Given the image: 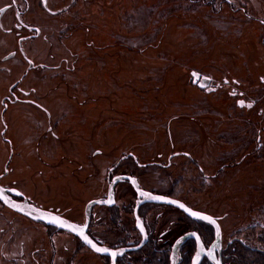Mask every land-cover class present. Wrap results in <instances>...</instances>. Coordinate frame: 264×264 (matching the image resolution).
<instances>
[{
    "label": "rangeland",
    "instance_id": "rangeland-1",
    "mask_svg": "<svg viewBox=\"0 0 264 264\" xmlns=\"http://www.w3.org/2000/svg\"><path fill=\"white\" fill-rule=\"evenodd\" d=\"M50 4L62 12L49 17L39 56L60 68L34 83L56 136L46 132L40 111L20 106L4 183L15 181L34 202L80 221L87 199L105 196L107 171L122 155L165 163L184 151L191 160L177 156L158 169L128 159L115 172L137 174L147 189L174 190L192 207L225 216L227 234L262 232L264 0ZM192 69L209 76L214 90L193 85ZM239 99L251 107L238 106ZM1 152L5 160V145ZM129 192L119 186L116 203Z\"/></svg>",
    "mask_w": 264,
    "mask_h": 264
},
{
    "label": "flooded vegetation",
    "instance_id": "flooded-vegetation-1",
    "mask_svg": "<svg viewBox=\"0 0 264 264\" xmlns=\"http://www.w3.org/2000/svg\"><path fill=\"white\" fill-rule=\"evenodd\" d=\"M61 12L52 9L50 0H0V264H87L88 260H92L91 264H192L199 249L205 250V253L197 259V264H214L206 253L211 248L219 264H229L230 249L233 252L241 248L257 250L248 240L245 229L243 232L238 230V233L225 232L222 223L225 216L192 207L177 197L174 190L158 192L147 189L140 184L137 174L115 172L120 162L128 159L140 168L156 166L158 169L168 167L171 159L177 156L191 160L184 151L168 155L165 163L158 160L140 163L131 152L122 155L107 171L105 196L87 199L80 221L70 218L59 207L42 206L34 202L15 181L4 183L12 169L15 144L10 134L14 125L12 121L17 119L20 106L40 111L46 119V132L56 136L49 106L36 97L34 78H38L42 72L59 71L60 64L51 65L46 59L41 61L39 53L40 43L49 42L48 35L44 33L46 27L50 26L49 17ZM69 28L71 30V23ZM70 30L63 33L65 38L73 35ZM192 72L197 73V76ZM190 75L191 82L198 89L205 92L214 90L209 76L193 69ZM206 77L209 78L208 83L202 79ZM198 82H203L205 86H198ZM240 101L243 100L236 102L238 106H241ZM243 102L247 108L252 105ZM31 118L34 119L32 115ZM255 140V148L258 149L259 137ZM4 145L7 156L2 160L1 149L3 151ZM161 157L158 155V158ZM125 175L133 177L140 189L181 201L191 209L212 217L217 226L209 220L191 217L177 206L143 200V195H138L129 180L123 177L113 185L112 203L106 204L110 182L113 178ZM122 185L128 186L129 199L117 204L116 200L121 197L116 194V189ZM23 205H29L37 211L25 213L17 208ZM95 207L97 211H93ZM39 214H46V220L41 219ZM61 218L79 226L78 231L82 230L83 235L97 247L109 251L97 252L86 244L80 232L78 235L55 224ZM111 252H117V255L113 257ZM86 255H91V258Z\"/></svg>",
    "mask_w": 264,
    "mask_h": 264
},
{
    "label": "water",
    "instance_id": "water-1",
    "mask_svg": "<svg viewBox=\"0 0 264 264\" xmlns=\"http://www.w3.org/2000/svg\"><path fill=\"white\" fill-rule=\"evenodd\" d=\"M192 74H194V72H192ZM196 75L194 76H197V73H195ZM203 80L206 79V82L208 83L209 82V78H202ZM198 86L200 87H204L205 84L203 82H198ZM127 178L129 180V182L131 183V185L133 186L134 190L136 191V193L138 195L142 194L143 195V200H147V201H155V202H161V203H168V204H171V205H174V206H177L178 208L182 209L183 211H185V209H188V211H185L189 216L191 217H197V216H193L191 213L192 212H197V213H200L201 216H206V214L204 213H201L199 211H196V210H193L191 209L190 207L186 206L185 204H183L181 201H178V200H174V199H170V198H167L165 196H162L160 194H155V193H152L150 191H146V190H143V189H140L136 180L133 178V177H130V176H119L117 177L116 179L113 178L112 181L110 182L109 184V187H108V198L107 200H105V203L110 205L112 203V195H113V185L114 183L119 179V178ZM152 197H163V199H153ZM93 202H98L97 200H92ZM170 201H177L178 203L174 204V203H170ZM179 204H183L184 205V208H181L179 207ZM18 209H20L21 211H24L25 213H35V211H37L35 208L29 206V205H23V206H19L17 207ZM47 214V213H46ZM46 214H39V217L41 219H44L46 220ZM86 215H87V211H86ZM209 217V216H208ZM212 218V217H211ZM55 224H57L58 226H61V227H65L69 230H72V228H75L76 231H73L74 233H79L80 231H78V227L79 226H75L74 224H72L71 222L67 221V220H64L61 218V221H56ZM216 225V223H214ZM217 226V225H216ZM218 233V230H217V227H216V235ZM79 235V234H78ZM85 241V240H84ZM89 247H91L92 249H94L91 245H89L88 243H86ZM202 253H205V250L203 249H199L195 256L193 257V260H192V264H197V259L200 257V255ZM206 253L209 255L211 261L214 263V264H219V262L217 260L214 259V253H212V248L207 250ZM172 264H174L172 262Z\"/></svg>",
    "mask_w": 264,
    "mask_h": 264
},
{
    "label": "trees",
    "instance_id": "trees-1",
    "mask_svg": "<svg viewBox=\"0 0 264 264\" xmlns=\"http://www.w3.org/2000/svg\"><path fill=\"white\" fill-rule=\"evenodd\" d=\"M261 209V218L264 220V202L258 205ZM260 220V219H259ZM259 232L255 229H250V234L247 236L248 240L252 242L258 249H237L233 252L231 249L229 264H264V224L260 226ZM249 230H244L247 233Z\"/></svg>",
    "mask_w": 264,
    "mask_h": 264
},
{
    "label": "snow or ice",
    "instance_id": "snow-or-ice-1",
    "mask_svg": "<svg viewBox=\"0 0 264 264\" xmlns=\"http://www.w3.org/2000/svg\"><path fill=\"white\" fill-rule=\"evenodd\" d=\"M193 75H196L195 73ZM241 104V106H244V102L243 101H240L239 102ZM248 107H251V105H248ZM153 199H163V197H152ZM170 203H178L177 201H170ZM179 207L181 208H184V205L183 204H179ZM185 211H188V209H185ZM193 216H197L201 219H205V220H209L210 222L212 223H215V221H212L211 217H208V216H201L200 213H197V212H192L191 213ZM54 219H58V218H54ZM73 231H76L75 228H72ZM142 230V229H141ZM80 235L82 236V238L85 240L86 243H88L89 245H91L95 251L97 252H108L109 250L107 248H100V247H97L93 241L89 240L87 236L83 235V231L81 230L80 231ZM194 235V234H193ZM111 255L113 257H115L117 255V252H111ZM195 264V262H194Z\"/></svg>",
    "mask_w": 264,
    "mask_h": 264
}]
</instances>
